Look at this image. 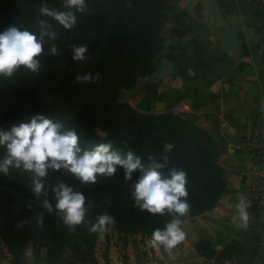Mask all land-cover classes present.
<instances>
[{"label":"trees","instance_id":"1","mask_svg":"<svg viewBox=\"0 0 264 264\" xmlns=\"http://www.w3.org/2000/svg\"><path fill=\"white\" fill-rule=\"evenodd\" d=\"M22 1L0 0L3 20L10 21L7 14H23ZM26 1H34L33 8L26 9L19 26L15 17L10 22L38 36L43 33L44 45L55 46L56 51L50 50L51 57L45 59L48 46L44 47V55L38 57L39 70L28 69L19 76L13 91L0 84V129L10 130L42 115L61 125V131H75L82 150L109 143L122 158L133 153L140 167L128 178L117 165L110 176L97 174L94 183L82 182L66 169L49 168L39 178L40 192L34 190L33 172L22 164L0 170V244L13 263L22 264L29 250L32 264L92 261L97 236L109 226L92 231V225L105 213L114 218L111 225L120 231L142 232L150 238L155 228H163L175 215L167 209L163 214L151 213L136 203L135 182L152 168L162 177L173 169L185 172L188 195L182 199L188 200L190 209L181 220L212 209L224 191L217 141L190 120L172 113L142 114L123 102L122 91L135 90L139 79L154 73L165 41L162 27L175 15L174 0H86L71 28L47 19L43 25H31L48 17L40 11L42 7L67 10V0ZM3 20L0 25L4 26ZM80 45L87 46L83 60L73 58V48ZM86 74L87 80L83 79ZM27 103L31 109L24 107ZM96 127L103 128L106 136L100 137ZM7 154L0 145V162ZM60 183L85 196L87 211L79 225L66 224L55 207L54 189Z\"/></svg>","mask_w":264,"mask_h":264},{"label":"crops","instance_id":"2","mask_svg":"<svg viewBox=\"0 0 264 264\" xmlns=\"http://www.w3.org/2000/svg\"><path fill=\"white\" fill-rule=\"evenodd\" d=\"M159 69L138 91L155 111L182 112L216 128L224 192L209 212L187 220L186 237L168 264H256L264 224L251 217L246 192V127L264 98V0H174ZM245 203L246 221L237 207Z\"/></svg>","mask_w":264,"mask_h":264},{"label":"clouds","instance_id":"3","mask_svg":"<svg viewBox=\"0 0 264 264\" xmlns=\"http://www.w3.org/2000/svg\"><path fill=\"white\" fill-rule=\"evenodd\" d=\"M67 10H54L42 7L40 11L54 17L65 28H71L77 21L76 12L83 11L86 0H67ZM43 23V22H42ZM54 35V34H53ZM44 34L12 25L0 31V74L10 75L19 66L32 71H38V57L44 51ZM52 52L56 47H52ZM86 45L73 48V58L85 59ZM81 77H77L80 79ZM83 79H89L86 74ZM61 125L42 115L34 116L28 122H21L10 130L0 129V145L7 149V156L0 162V170L7 171L13 163L21 164L34 175L35 191L40 192L43 183L39 179L46 176L47 169H66L79 177L82 182L94 183L97 174L112 175L116 166L124 168V174L130 178L133 170L140 167V159L129 152L126 158L112 149L109 143H100L92 150H82L78 145V135L75 131H61ZM159 167V166H157ZM186 174L183 170L173 169L169 176L162 177L157 168L143 171L134 185L133 195L141 209L151 213L163 214L167 209L173 218L163 228L152 231L148 243L156 248L163 245L170 249L178 245L186 237L181 227V216L188 213L190 204L187 199ZM55 207L63 214V220L69 226L79 225L85 220V196L73 186L60 183L55 189ZM46 207L51 204L45 200ZM240 216L246 221L247 212L243 201L237 205ZM115 220L108 214H101L92 231H103Z\"/></svg>","mask_w":264,"mask_h":264},{"label":"rangeland","instance_id":"4","mask_svg":"<svg viewBox=\"0 0 264 264\" xmlns=\"http://www.w3.org/2000/svg\"><path fill=\"white\" fill-rule=\"evenodd\" d=\"M67 4H68L67 1H65V5H67ZM32 5H34V1L27 2L26 0L25 1L23 0L22 1L23 14H19V15L17 13L7 14L6 18H9V20L11 22H14L13 19L15 17L18 19V20H15V22H17V24H18L19 20H20V22L22 21L23 15L27 11L29 12V9L31 10L33 8ZM26 9H27V11H26ZM53 9L59 10L56 7L55 8L53 7ZM7 11H9V10H6L5 12H7ZM4 18H5V16L3 17L0 15V20H3ZM46 19L56 21V23H59L54 17L48 16L47 18L46 17H43V18L40 17L38 21L34 22L31 25H33V26H37L36 24L43 25L41 22H43ZM3 21H5V22H2L4 24V26L2 24L0 25V31L6 30L5 27L8 28L9 26H12V25L16 26L17 25V24H14V23H11L10 21H8V19L3 20ZM166 22L164 23L162 30H161V33H162V36L164 37V39L171 36V31L169 28H167ZM18 26H19V24H18ZM46 46H48V44L44 45V47H46ZM50 48L52 49V47L48 46L46 54L44 55L42 53L39 57H41L43 55L45 56V59L51 57L50 56L51 54L49 53V51L51 50ZM163 51H164V44H163ZM162 54H163V52H162ZM161 57H162V55H161ZM161 57L156 62L155 71L150 77H148V78L143 77V78L139 79L137 84H136L135 90H133V91H122V93L127 97V99H123V102L126 104L127 107L134 109L137 112L142 113V114L155 116V115H162L165 113H172L175 116L180 117L181 119L191 121V117L186 113L173 112V111H166V112L155 111L151 105L150 100H149V98H150L149 95H147L145 97V96L141 95L138 91V85L141 81H144V80L145 81L150 80V82L153 81L154 76L156 75V72L159 69V63L161 61L160 60ZM27 70H28V68H26L24 66H19L10 75L0 74V84H2V86H6V89L8 87L10 91H13L16 88V87H14V85L16 84V80L18 79L19 76L26 74ZM13 83H15V84L13 85ZM20 101H22V99H20ZM20 103H17V105H19ZM31 105L32 104L27 103V106H24V107L31 109L32 108ZM32 117H33V115H32ZM119 117H120V115H119ZM191 123H193V122L191 121ZM196 126H198V125H196ZM198 127L205 130L207 132V134H209L214 140L217 141L216 128L211 127V129H209V128L205 129V128L200 127V126H198ZM96 131L100 137L106 136V133H105L103 128L96 127ZM217 144H218V141H217ZM247 144L248 143H247V139H246L245 147H246L247 152L249 153V159H250L248 174L253 181V183H251V185H248L247 192H246V199L249 202L250 190L252 189L253 186H257L258 182L255 180V177L253 175V170H252L253 169V163H252L253 158H252V155L250 152L251 150L248 149ZM84 150H90V149L86 148ZM248 207H249V204H248ZM212 209H210L206 212H209ZM206 212H204L202 214H205ZM202 214H200V215H202ZM200 215L182 220L181 227L184 229V231L186 233L188 232L189 228L187 227V225H185V222L187 220L194 219ZM148 239H149L148 235L144 234L142 232L125 233L123 231H120L117 227H115L113 225H109L104 232H100L97 236L96 244H95L94 251H93L92 261L73 262V263H65V264H168L170 259L172 258L171 254H170V251L172 249L171 248L167 249L163 245H161L159 248L153 247L148 243ZM32 262H33V255L31 254V252L29 250L26 252L25 259L23 260L22 264H32ZM0 264H15L12 261V257L10 255H8L7 252L5 251V249L3 248L2 244H0Z\"/></svg>","mask_w":264,"mask_h":264},{"label":"built area","instance_id":"5","mask_svg":"<svg viewBox=\"0 0 264 264\" xmlns=\"http://www.w3.org/2000/svg\"><path fill=\"white\" fill-rule=\"evenodd\" d=\"M247 145L253 158V175L258 182L249 195L251 217L259 224H264V98L261 99L259 111L246 127ZM263 255L256 264H264V235L261 241ZM223 264H240L236 258L227 257Z\"/></svg>","mask_w":264,"mask_h":264},{"label":"water","instance_id":"6","mask_svg":"<svg viewBox=\"0 0 264 264\" xmlns=\"http://www.w3.org/2000/svg\"><path fill=\"white\" fill-rule=\"evenodd\" d=\"M124 99H127V97L124 95Z\"/></svg>","mask_w":264,"mask_h":264}]
</instances>
